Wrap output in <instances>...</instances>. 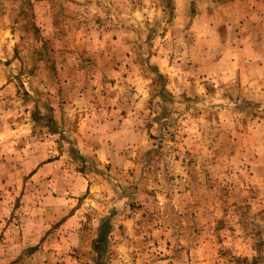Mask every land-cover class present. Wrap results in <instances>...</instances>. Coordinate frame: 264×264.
I'll return each instance as SVG.
<instances>
[{"label":"rangeland","instance_id":"obj_1","mask_svg":"<svg viewBox=\"0 0 264 264\" xmlns=\"http://www.w3.org/2000/svg\"><path fill=\"white\" fill-rule=\"evenodd\" d=\"M0 264H264V0H0Z\"/></svg>","mask_w":264,"mask_h":264}]
</instances>
